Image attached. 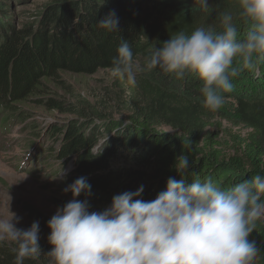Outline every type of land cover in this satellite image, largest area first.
I'll return each mask as SVG.
<instances>
[{"label":"trees","instance_id":"16d2710c","mask_svg":"<svg viewBox=\"0 0 264 264\" xmlns=\"http://www.w3.org/2000/svg\"><path fill=\"white\" fill-rule=\"evenodd\" d=\"M193 3L194 0H53L38 21L20 29L0 21V113L7 111L0 120V132L12 129L15 119L26 123L31 118L21 106L46 91L45 81H58L63 73L110 71L123 40L131 46L134 65L142 61L143 68L136 75L137 100L131 103L125 123L106 124L107 140H102L103 129L94 121L83 127L71 122L64 129L54 124L46 135H33L39 138L40 147L42 138L50 140L48 154L55 152L56 161L62 165L57 173L62 174L68 167L69 173L60 183L63 188L79 177L87 178L91 195L82 193L78 199L89 201L90 212L104 211L115 195L135 192L144 184L140 199L154 200L166 190L170 177L184 179L190 185L198 174L201 180L211 178L228 189L256 174L264 175V61L258 62L256 72L245 69L233 78L234 91L224 93L226 99L235 102L238 123L250 131L242 143L235 139L237 154L230 157L215 149L213 134L206 135L209 120L218 110L203 108L200 81L177 80L158 68L144 70L153 48L179 31L191 33L201 26L221 31L225 13L233 15L238 39L244 38L247 25L240 15L238 0H209L207 10ZM192 6L197 10L191 11ZM112 12L119 20L118 31L98 28L99 21ZM48 105L53 110L63 108L55 100H49ZM164 126L176 134L158 130ZM123 154L132 156L143 167L153 168V172L117 171L116 160ZM181 155L189 159V169L183 177L176 169ZM249 239L256 241L261 251L254 264H264V221H257ZM39 245L41 256L25 259L24 264H48L46 255L52 246L42 242ZM14 261L13 248L0 244V264Z\"/></svg>","mask_w":264,"mask_h":264},{"label":"clouds","instance_id":"9594fccd","mask_svg":"<svg viewBox=\"0 0 264 264\" xmlns=\"http://www.w3.org/2000/svg\"><path fill=\"white\" fill-rule=\"evenodd\" d=\"M207 10L209 0H194ZM247 25L243 39L233 15L222 16L221 31L197 27L191 33L179 31L152 49L145 69H159L177 80L200 81L202 106L216 111L225 103L224 93L234 91L233 78L247 69L258 70L264 61V0H238ZM195 11L193 6L190 9ZM115 13L101 19L98 28L118 31ZM112 59L113 77L136 83L130 44L123 40ZM176 169L183 177L189 169L188 156L177 157ZM73 199L48 221L52 246L48 264H254L261 252L250 240L256 223L264 217V175L256 174L225 189L211 178L195 174L189 185L184 179L169 178L166 190L154 200L140 199L135 192L115 195L109 208L90 212L91 195L86 177H79L65 190ZM15 221V223H14ZM19 220L0 216V243L15 245L14 264L41 256L39 222L27 230L18 229Z\"/></svg>","mask_w":264,"mask_h":264},{"label":"rangeland","instance_id":"374dc122","mask_svg":"<svg viewBox=\"0 0 264 264\" xmlns=\"http://www.w3.org/2000/svg\"><path fill=\"white\" fill-rule=\"evenodd\" d=\"M53 0H0V21L20 29L38 21L40 15ZM145 65V63H144ZM137 70L143 68L142 61L135 64ZM45 92L32 97L21 109L31 117L26 123L17 122L13 128L0 132V216L11 218L15 214L18 229L27 230L35 221L39 222V242L48 243L50 229L48 221L57 210L73 199L70 191H65L60 183L68 175V167L57 173L62 165L56 161L55 152L48 154L46 137L40 145L37 135H44L54 124L64 129L71 122L89 126L92 121L101 127L102 140H107L105 127L108 122L125 123L130 115L131 103L136 101V83L113 77L110 71H97L92 74L63 73L58 81L44 83ZM55 100L63 105L60 110L49 107L48 101ZM7 111H1L0 120ZM91 120V121H90ZM235 102L226 99L224 105L209 120L207 134H213L215 149L225 157L234 156L233 147L238 139L242 143L248 138L249 130L238 123ZM87 125V126H88ZM93 127V126H92ZM169 135L176 132L166 126L158 128ZM38 141V142H36ZM60 143V142H59ZM53 147V145H52ZM57 150L58 145L55 146ZM132 157V156H131ZM127 154L116 160L117 171L153 168L143 167ZM145 184L143 188H145ZM264 221V217L260 219ZM15 223V221H14ZM0 244L14 248L10 242Z\"/></svg>","mask_w":264,"mask_h":264}]
</instances>
